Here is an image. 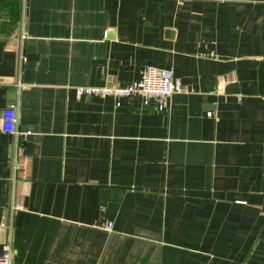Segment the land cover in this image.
<instances>
[{"label":"crops","instance_id":"0c3cea01","mask_svg":"<svg viewBox=\"0 0 264 264\" xmlns=\"http://www.w3.org/2000/svg\"><path fill=\"white\" fill-rule=\"evenodd\" d=\"M151 65L184 86L165 114L76 93ZM11 104L0 253L11 241L25 264H264V0H0V124Z\"/></svg>","mask_w":264,"mask_h":264},{"label":"built area","instance_id":"2783aa9c","mask_svg":"<svg viewBox=\"0 0 264 264\" xmlns=\"http://www.w3.org/2000/svg\"><path fill=\"white\" fill-rule=\"evenodd\" d=\"M25 60V57H22ZM184 91L181 78L177 77L173 70L158 66H148L142 73L140 79L125 85H80L76 86L78 96H98L101 98H112L116 106H121L122 98L138 96L144 104L154 103L160 113L165 114L170 107V101L174 94ZM213 116V112H208ZM18 110L16 104H11L3 110L0 128L10 134H18ZM16 175L28 177L29 161L27 158H18L14 162ZM99 225L110 229L113 222L102 220ZM13 248L11 241H6L0 253V264H25L16 262L12 258Z\"/></svg>","mask_w":264,"mask_h":264},{"label":"water","instance_id":"95a60500","mask_svg":"<svg viewBox=\"0 0 264 264\" xmlns=\"http://www.w3.org/2000/svg\"><path fill=\"white\" fill-rule=\"evenodd\" d=\"M109 35L111 36L112 34H109ZM26 131H30V133H35V130H34L33 127H27L26 128ZM26 138H34V139H37V137L34 136L33 134H29Z\"/></svg>","mask_w":264,"mask_h":264}]
</instances>
